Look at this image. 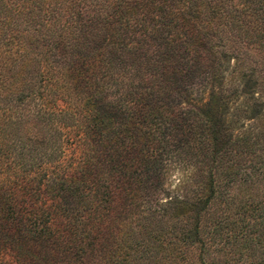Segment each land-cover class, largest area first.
Listing matches in <instances>:
<instances>
[{
  "label": "trees",
  "instance_id": "1",
  "mask_svg": "<svg viewBox=\"0 0 264 264\" xmlns=\"http://www.w3.org/2000/svg\"><path fill=\"white\" fill-rule=\"evenodd\" d=\"M214 244L264 264V0H0V264Z\"/></svg>",
  "mask_w": 264,
  "mask_h": 264
},
{
  "label": "rangeland",
  "instance_id": "2",
  "mask_svg": "<svg viewBox=\"0 0 264 264\" xmlns=\"http://www.w3.org/2000/svg\"><path fill=\"white\" fill-rule=\"evenodd\" d=\"M208 244V243H207ZM220 246L216 244L205 246V253H199L196 247H189L185 252L187 264H216L221 252L217 251ZM201 258V259H199ZM202 260V261H201Z\"/></svg>",
  "mask_w": 264,
  "mask_h": 264
}]
</instances>
